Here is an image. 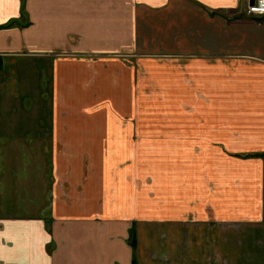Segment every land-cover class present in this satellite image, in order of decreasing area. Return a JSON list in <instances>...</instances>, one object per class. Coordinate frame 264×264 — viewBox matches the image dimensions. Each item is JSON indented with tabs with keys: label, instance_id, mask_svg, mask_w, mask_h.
Here are the masks:
<instances>
[{
	"label": "crops",
	"instance_id": "1",
	"mask_svg": "<svg viewBox=\"0 0 264 264\" xmlns=\"http://www.w3.org/2000/svg\"><path fill=\"white\" fill-rule=\"evenodd\" d=\"M241 3L0 0L4 68L51 61L53 94L46 129L0 136L34 131L56 179L34 213L37 187L0 185V264H264V25Z\"/></svg>",
	"mask_w": 264,
	"mask_h": 264
},
{
	"label": "rangeland",
	"instance_id": "2",
	"mask_svg": "<svg viewBox=\"0 0 264 264\" xmlns=\"http://www.w3.org/2000/svg\"><path fill=\"white\" fill-rule=\"evenodd\" d=\"M245 8V3H241L240 10ZM50 66L51 61L35 59H27L17 64L9 63L5 68L3 65L0 70V120L27 119L28 122L24 125H28L27 128L31 130H44L48 127L53 114ZM11 75L13 81L8 80ZM5 87L7 88L4 90ZM40 122L46 125L40 126ZM27 128L23 126V129ZM33 134L34 131H29V135L21 137L22 140L11 135L6 137L5 133L0 136V185L4 180H9L21 184L25 189L37 187L36 192L32 191L30 196L28 189L25 194H21V207L27 213L36 212V209L27 208L29 205L50 204L49 193L51 197L56 181L50 166L51 154L49 152L47 157L44 143L36 142ZM16 152V155L10 157ZM17 189L16 187V191ZM5 209L11 211L6 205Z\"/></svg>",
	"mask_w": 264,
	"mask_h": 264
},
{
	"label": "built area",
	"instance_id": "3",
	"mask_svg": "<svg viewBox=\"0 0 264 264\" xmlns=\"http://www.w3.org/2000/svg\"><path fill=\"white\" fill-rule=\"evenodd\" d=\"M246 1V14L264 25V0H253V3H251V0Z\"/></svg>",
	"mask_w": 264,
	"mask_h": 264
},
{
	"label": "trees",
	"instance_id": "4",
	"mask_svg": "<svg viewBox=\"0 0 264 264\" xmlns=\"http://www.w3.org/2000/svg\"><path fill=\"white\" fill-rule=\"evenodd\" d=\"M13 24H14L13 22H10V23H8L7 25H5L4 28H6V27H10V26H12ZM2 69H3V59L0 58V70H2ZM132 243H133V245H135V238H134V237H133Z\"/></svg>",
	"mask_w": 264,
	"mask_h": 264
},
{
	"label": "water",
	"instance_id": "5",
	"mask_svg": "<svg viewBox=\"0 0 264 264\" xmlns=\"http://www.w3.org/2000/svg\"><path fill=\"white\" fill-rule=\"evenodd\" d=\"M251 3H253V0H251Z\"/></svg>",
	"mask_w": 264,
	"mask_h": 264
}]
</instances>
